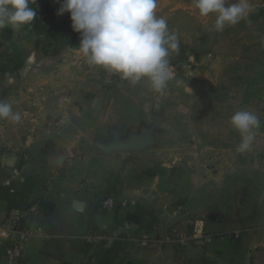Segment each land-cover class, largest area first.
Wrapping results in <instances>:
<instances>
[{"label": "crops", "instance_id": "crops-1", "mask_svg": "<svg viewBox=\"0 0 264 264\" xmlns=\"http://www.w3.org/2000/svg\"><path fill=\"white\" fill-rule=\"evenodd\" d=\"M60 2L35 0L31 23L0 29V94L13 92L25 76L38 79V92L49 78L71 76L69 62L86 61L70 13L58 14ZM76 101L80 112L67 110L50 118L52 124L0 119V224L37 205L40 214L24 217L20 228H41L15 260L0 246V264H238L263 251L264 104L255 155L241 153L236 163L223 156L218 170L194 160L173 184L148 179L133 159L136 150L120 148L135 133L133 117L121 114L125 106ZM9 178L10 189L4 185ZM108 198L111 207L104 205ZM178 205L187 206L191 219L182 233L190 231L196 241L158 244L141 238L189 225L184 213H174ZM94 231L112 240L89 243L86 233Z\"/></svg>", "mask_w": 264, "mask_h": 264}, {"label": "rangeland", "instance_id": "rangeland-1", "mask_svg": "<svg viewBox=\"0 0 264 264\" xmlns=\"http://www.w3.org/2000/svg\"><path fill=\"white\" fill-rule=\"evenodd\" d=\"M249 2L252 8L246 19L218 32L213 27L215 15L200 16L192 0H157V16L167 20L179 42L178 53L170 56L174 79L162 94L152 91L147 80L132 84L85 61L81 65L68 63L71 76L40 78L41 86L47 79L48 85L38 92L33 91L38 79L25 76L13 92L0 96L11 102L22 118H38L41 125L50 121L46 116L55 119L67 110L80 112L76 100L91 107L119 103L125 106L121 114L133 117L135 133L131 138H140L133 159L148 179L175 184L176 173L189 172L194 160L218 170L223 156L230 162L231 158L240 160L241 153L236 151L240 135L231 126L230 117L242 108L259 117L264 104V13L260 11L264 0ZM59 63L53 64L56 69ZM115 92L120 94L115 96ZM250 151L255 155L254 146ZM186 207L178 205L174 213H184V224L189 225L179 230L173 225L167 232L142 234L141 238L158 244L196 241L190 231L182 233L191 227ZM250 255V263L238 264H264V249Z\"/></svg>", "mask_w": 264, "mask_h": 264}, {"label": "clouds", "instance_id": "clouds-1", "mask_svg": "<svg viewBox=\"0 0 264 264\" xmlns=\"http://www.w3.org/2000/svg\"><path fill=\"white\" fill-rule=\"evenodd\" d=\"M35 0H0V29H21L36 18ZM200 16L215 15L213 27L222 32L246 19L249 0H192ZM157 0H61L58 14L70 13L72 28L80 33L79 49L90 66H100L136 84L147 80L156 93H163L174 79L170 63L179 51L178 36L167 20L157 16ZM0 119L19 123L21 113L0 99ZM240 135L239 153L251 150L261 122L251 110L239 109L230 117Z\"/></svg>", "mask_w": 264, "mask_h": 264}, {"label": "built area", "instance_id": "built-area-1", "mask_svg": "<svg viewBox=\"0 0 264 264\" xmlns=\"http://www.w3.org/2000/svg\"><path fill=\"white\" fill-rule=\"evenodd\" d=\"M22 181L23 179L20 178ZM4 185L11 188V178L4 181ZM113 204V199L108 198L104 201V205L111 207ZM40 210L37 205L30 206L25 213H17L13 216L7 218L4 222L0 224V246L2 248V253L9 260H15L21 256L24 243L31 237L35 236L41 228L36 229H23L20 228L21 221L24 217L32 215L38 216ZM126 225V224H125ZM89 243L97 244L101 241H106L109 243L112 238H105L104 235L98 232H87L85 236ZM4 242V243H3Z\"/></svg>", "mask_w": 264, "mask_h": 264}, {"label": "water", "instance_id": "water-1", "mask_svg": "<svg viewBox=\"0 0 264 264\" xmlns=\"http://www.w3.org/2000/svg\"><path fill=\"white\" fill-rule=\"evenodd\" d=\"M47 119L49 120L50 117L48 116ZM139 144H140V138L136 139L133 137L129 140L127 144L120 146V148L124 150H135Z\"/></svg>", "mask_w": 264, "mask_h": 264}, {"label": "trees", "instance_id": "trees-1", "mask_svg": "<svg viewBox=\"0 0 264 264\" xmlns=\"http://www.w3.org/2000/svg\"><path fill=\"white\" fill-rule=\"evenodd\" d=\"M261 11V13H264V9H262V10H260ZM98 232V231H97ZM98 233H100L101 234V232H98Z\"/></svg>", "mask_w": 264, "mask_h": 264}]
</instances>
